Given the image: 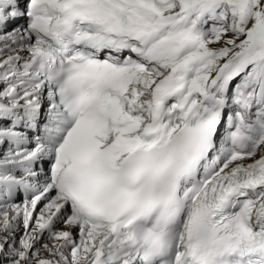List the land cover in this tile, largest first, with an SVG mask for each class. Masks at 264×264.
<instances>
[{
    "label": "snow or ice",
    "instance_id": "6c2138e0",
    "mask_svg": "<svg viewBox=\"0 0 264 264\" xmlns=\"http://www.w3.org/2000/svg\"><path fill=\"white\" fill-rule=\"evenodd\" d=\"M0 264H264V0H0Z\"/></svg>",
    "mask_w": 264,
    "mask_h": 264
}]
</instances>
